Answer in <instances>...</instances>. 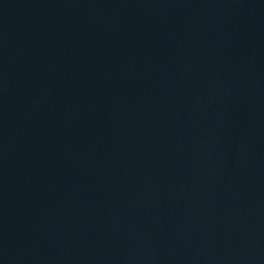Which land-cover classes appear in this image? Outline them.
<instances>
[{
    "label": "water",
    "instance_id": "1",
    "mask_svg": "<svg viewBox=\"0 0 264 264\" xmlns=\"http://www.w3.org/2000/svg\"><path fill=\"white\" fill-rule=\"evenodd\" d=\"M0 264H264V0H0Z\"/></svg>",
    "mask_w": 264,
    "mask_h": 264
}]
</instances>
